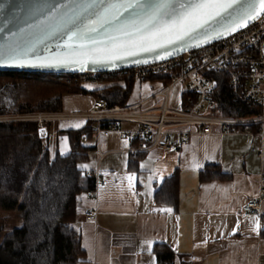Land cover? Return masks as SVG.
<instances>
[{"label":"crops","instance_id":"crops-1","mask_svg":"<svg viewBox=\"0 0 264 264\" xmlns=\"http://www.w3.org/2000/svg\"><path fill=\"white\" fill-rule=\"evenodd\" d=\"M162 85L134 81L128 103L145 101ZM108 86L86 85L87 94L63 98L62 112L56 113L61 118L46 125L52 158L58 152L71 153L67 132L87 125L82 116L91 110L94 92ZM122 126L140 128L128 122ZM252 130L251 134H196L182 149H154L137 157L127 152L129 142L122 133L88 142L95 148L80 168L100 176L102 182L96 199L84 194L77 207L74 227L85 251L83 264H159L158 253H171L173 264H264V199L260 198L264 138L259 129ZM208 166L217 167L223 176L201 182ZM174 176L179 179L177 209L156 199L160 189H169ZM250 200L261 202L262 216L242 214V206ZM92 210L97 220H85V213Z\"/></svg>","mask_w":264,"mask_h":264},{"label":"trees","instance_id":"trees-1","mask_svg":"<svg viewBox=\"0 0 264 264\" xmlns=\"http://www.w3.org/2000/svg\"><path fill=\"white\" fill-rule=\"evenodd\" d=\"M134 81L104 75L94 83L83 84L77 75L0 72V117L60 113L66 95L87 94L85 86L94 84L109 85L94 92L95 99H104L109 107L126 106ZM156 81L155 77L150 80ZM215 97L224 116L264 114L263 110L235 104L225 78ZM108 127L105 122L88 120L84 128L68 131L71 153L63 156L58 152L52 158L48 141L38 136L37 121H0V220L7 214L19 213L22 221L11 231L0 226V264L84 263L85 251L74 224L80 197L95 190L96 178L80 165L88 161L95 148L88 142L95 141L97 132ZM222 176L217 167L208 166L200 180L207 182ZM168 187L160 189L156 199L177 209L178 177L174 176ZM157 257L159 264H173L171 253H158Z\"/></svg>","mask_w":264,"mask_h":264},{"label":"built area","instance_id":"built-area-1","mask_svg":"<svg viewBox=\"0 0 264 264\" xmlns=\"http://www.w3.org/2000/svg\"><path fill=\"white\" fill-rule=\"evenodd\" d=\"M68 75L79 76L83 84L94 83L104 75L133 78L141 84L155 77L163 84L159 92L139 104L109 107L104 99H95L89 113L82 116L86 120L109 124L108 128L97 132V137L111 133L125 134L129 142L127 152L134 157L154 149H182L196 134H251L252 129L257 128L258 134L264 138V114L224 116L215 99L217 89L225 78L235 104L264 111V13L238 32L172 59L125 70L105 73L84 71ZM179 85L183 89L177 107L172 104V98ZM153 102L159 104L153 105ZM48 117L53 120L57 116L51 114ZM25 120L40 122L38 136L42 140L48 139L44 116ZM125 122L139 124L140 128L125 130L122 126ZM95 178V190L87 193L91 199H96L97 187L102 182L100 176L95 174ZM260 198L264 199V188ZM241 212L245 217H260L261 202L250 200L242 206ZM85 220L96 221L97 212H86Z\"/></svg>","mask_w":264,"mask_h":264},{"label":"snow or ice","instance_id":"snow-or-ice-1","mask_svg":"<svg viewBox=\"0 0 264 264\" xmlns=\"http://www.w3.org/2000/svg\"><path fill=\"white\" fill-rule=\"evenodd\" d=\"M238 3L239 0H189L187 5L181 4L179 10H174L171 8V0H158L151 5L143 4L141 0H116L96 10L95 0L91 3L85 0L77 8L70 9L69 13L61 11L65 5L52 7L44 19L22 28L20 35L25 39V33L30 35L33 30H38L47 35L65 33L69 41H82L110 26L114 35L111 36L109 45L100 47L93 42V46L88 47L81 43L77 49L71 43H66L65 47L78 52L81 59L93 56L94 62L99 59L111 63L114 59L158 50L163 59L171 54L167 50L176 45L193 42L194 46L199 47L200 44L195 43L196 41L203 40L206 43L209 38L208 26ZM257 5L259 13H264V0H249L242 13L234 18L232 24L223 27L220 34H231L238 30V26H244V21L256 19ZM129 10L132 18L122 20ZM17 35L12 33L13 38ZM34 50V44L25 50L20 41H17L15 46L0 50V64L24 66L29 62L27 53ZM35 59L40 62L32 66L58 67L69 62L60 58H54L55 62L47 59L41 61L38 56Z\"/></svg>","mask_w":264,"mask_h":264},{"label":"water","instance_id":"water-1","mask_svg":"<svg viewBox=\"0 0 264 264\" xmlns=\"http://www.w3.org/2000/svg\"><path fill=\"white\" fill-rule=\"evenodd\" d=\"M85 0H0V50L6 49L8 46H15L17 41L24 46L25 50L35 45L34 51H29V62L24 66H15L9 64H0V72H27V73H42V74H79L84 71L90 72H110L113 70H125L131 69L141 65H149L157 62H161L167 59L178 57L186 52L196 50L217 41L224 39L240 31L241 29L251 25L258 20L263 13H259V5H257V18L248 19L244 21V26H238V30L229 32H223V27L232 24L234 18L242 13L243 9L249 3V0H239V3L234 8L229 9L222 16L208 26V41L205 43L203 40H198L195 43H199L200 46H194L193 42H185L180 45L169 48L167 51L170 55L166 58H161V53L158 50L154 53H140L136 56H127L124 59H114L111 63L103 62L96 59L94 62L93 56H86L83 59L80 58L78 52L73 51L72 48H66V43H71L73 48H79L81 43L88 47L93 46V42L100 47L109 45L110 38L114 35L113 29L109 26L99 33L91 34L88 38L82 41H69L68 36L65 33H57L55 35H47V33L33 30L31 34L25 33V39L21 38L20 30L27 28L28 25L36 24L38 20H42L51 11L52 7L57 5H65L61 11L69 13L70 9L77 8L78 5L84 3ZM91 3L92 0H87ZM116 0H95L96 10L103 6L114 3ZM158 0H141L143 4H155ZM189 0H171V8L179 10L181 4L187 5ZM131 10L125 13L122 20H129L132 18L130 15ZM12 33L18 35L13 38ZM42 41V42H40ZM40 57V60L45 59L55 62L54 58H60L67 63H63L58 67H40L32 66V64H38L35 57ZM78 62H70V61ZM83 64V66H81Z\"/></svg>","mask_w":264,"mask_h":264},{"label":"rangeland","instance_id":"rangeland-1","mask_svg":"<svg viewBox=\"0 0 264 264\" xmlns=\"http://www.w3.org/2000/svg\"><path fill=\"white\" fill-rule=\"evenodd\" d=\"M81 82H83V81L81 80ZM182 89H183V86H181V85H179L178 87L175 88V90L173 92V98H172V104L173 105H176V106L178 105V101L180 99L179 96L181 94ZM51 114L52 113H36V114L18 115V116H2V117H0V121H12L14 119L17 120V121H26L25 119L28 118V117H35V116L41 115V116H44V119H45V123L44 124L46 126L48 122L61 118V116H59V115L52 114V115H56L57 117H56V119L51 120V119H49L50 117H48ZM38 123L41 126L40 122H38ZM53 151L54 150H52V152ZM52 154L55 155L56 153L53 152ZM5 216H4L5 219H1L0 220V226H5L4 227L5 231H11L14 227L20 226L22 224V221H21L19 213L7 214Z\"/></svg>","mask_w":264,"mask_h":264}]
</instances>
